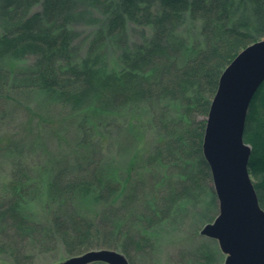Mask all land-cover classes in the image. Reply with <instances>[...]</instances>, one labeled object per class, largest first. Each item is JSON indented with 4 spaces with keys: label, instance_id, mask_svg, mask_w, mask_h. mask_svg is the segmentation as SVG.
<instances>
[{
    "label": "trees",
    "instance_id": "trees-1",
    "mask_svg": "<svg viewBox=\"0 0 264 264\" xmlns=\"http://www.w3.org/2000/svg\"><path fill=\"white\" fill-rule=\"evenodd\" d=\"M130 22L153 28L152 35L129 41ZM85 25L90 31L81 35ZM261 38L264 0H0V110L11 103L13 112H24L33 121L24 127L36 139L45 127L58 138L81 131L83 152L72 163L50 164L49 176L31 183L26 152L35 144L0 141V151L14 157L0 201V257L32 259L25 249L30 241L42 250L60 247L66 256L118 249L130 261L129 249L153 244L156 228L192 202V189H201L202 202L213 207L214 192L203 184L211 180L201 148L205 116L222 70ZM119 117L147 125L156 138L148 151L134 149L122 169L110 171L88 138ZM243 140L264 209V81L250 102ZM148 167L161 168L159 187L168 185L132 216L130 199L145 186L134 175ZM41 191L40 220L27 210ZM130 216L140 228H130ZM196 255L193 264L221 256L211 244Z\"/></svg>",
    "mask_w": 264,
    "mask_h": 264
},
{
    "label": "rangeland",
    "instance_id": "rangeland-1",
    "mask_svg": "<svg viewBox=\"0 0 264 264\" xmlns=\"http://www.w3.org/2000/svg\"><path fill=\"white\" fill-rule=\"evenodd\" d=\"M189 18L190 17L186 14V22H189ZM199 20L200 19H196L197 24H200ZM185 25L181 27L183 30L189 27L187 24ZM80 30L82 31L81 35H86L90 31L89 27L86 25L80 26ZM127 33L129 41L141 43L146 40L145 37L152 35L153 28H144L130 22ZM79 46L82 48L81 52H83L84 44ZM8 104L9 105L3 106V109H5L4 111L0 110V141H6L9 140V138L15 141L17 138H20L24 140L23 143L25 147L29 146L30 141L35 144V148L26 152L27 162L33 167L30 175L31 183L38 179L48 177L49 172L47 169L50 164H59L61 161L64 162L65 160L72 163L76 155L83 153L82 150H79V141L82 138L81 131L72 128L62 138H58L56 136H51L50 131L45 127L42 129V134L39 137L37 136L38 138L36 139V136L32 135L33 133L30 132L29 128L24 127L25 124L33 123V121L28 120L24 112H13L10 106L11 103ZM48 111V115L51 117L53 113L50 110ZM141 122H146V117H143ZM145 127L148 126L142 124V128H140V124L138 123L136 125H131L123 117L108 119L100 124L96 131L90 134V138H88L91 142V147L96 150L93 154L96 158L100 159L105 169L110 171L118 168L122 169L127 164L134 149H139V147H141L140 150L148 151L152 148L156 136L153 129L148 130V128ZM136 129L142 132H140V137H138L139 132H137ZM13 160L14 157L11 154L0 151V201L3 199L1 194L3 192L7 193V187L12 176ZM138 164L140 163L138 162ZM43 165L47 166L42 168ZM139 171H141L140 173L142 175L137 174L134 175V177L136 180L144 179L145 186L136 197L130 199L131 202L129 205L131 207L132 216H134V211L141 212L148 207L149 203L147 205V202L151 200V197L155 196L156 193L159 194L162 192L166 189V184L168 185V182L165 181V183L159 187V178H161L164 173L161 171V168L148 167L145 170ZM203 184L205 185V192L208 186L213 190L212 181L210 179L207 180L205 178V183ZM200 191L201 189L196 191L192 189L189 191V198H192V202L188 206L181 209L179 208V210H175L173 213L169 214L166 222L156 228L153 244L146 245L145 247L142 246V248L138 250L129 249V264H193V259L197 256L196 250L204 244L216 246L221 254L220 258L217 257L218 259H216L213 264L224 263L225 255L220 251L217 241L200 234L202 226L212 222L218 213L217 200H215L216 204L213 207H206L202 202V193L199 194ZM42 194L43 192L41 191L35 196V205L29 206L27 210L31 217L40 220L45 215V205L41 202ZM203 212L207 213L205 221L200 219L202 217L201 213ZM130 220L131 229L134 230L141 227V223L136 222L137 220L134 217H131ZM25 249L29 253H32V259H23L16 262L10 260L7 256H2L0 257V264H61L71 257L66 256L63 249L60 247H52L50 245L42 250L38 243L30 241L26 244ZM114 250L121 252L118 249ZM87 264L106 263L95 261Z\"/></svg>",
    "mask_w": 264,
    "mask_h": 264
},
{
    "label": "water",
    "instance_id": "water-1",
    "mask_svg": "<svg viewBox=\"0 0 264 264\" xmlns=\"http://www.w3.org/2000/svg\"><path fill=\"white\" fill-rule=\"evenodd\" d=\"M264 81V38L242 48L222 70L211 99L202 137L218 213L200 234L215 239L223 264H264V209L260 206L247 163L243 140L250 102ZM129 264L114 249H90L61 264Z\"/></svg>",
    "mask_w": 264,
    "mask_h": 264
}]
</instances>
